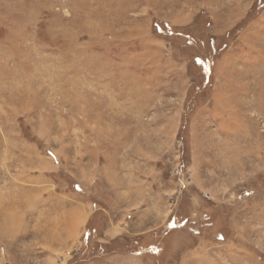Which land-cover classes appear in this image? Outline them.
<instances>
[{
    "label": "rangeland",
    "instance_id": "1",
    "mask_svg": "<svg viewBox=\"0 0 264 264\" xmlns=\"http://www.w3.org/2000/svg\"><path fill=\"white\" fill-rule=\"evenodd\" d=\"M0 264H264V0H0Z\"/></svg>",
    "mask_w": 264,
    "mask_h": 264
},
{
    "label": "trees",
    "instance_id": "2",
    "mask_svg": "<svg viewBox=\"0 0 264 264\" xmlns=\"http://www.w3.org/2000/svg\"><path fill=\"white\" fill-rule=\"evenodd\" d=\"M164 228H165V233H162L161 235L159 234V233H161V231H159V233L157 232L159 229L158 230H153L151 232L150 236L139 237V239L133 241V242L139 244L138 247L140 249L143 248L142 252L143 251H147V253L144 252L146 255H148V254H150V255L157 254L155 257L151 258L152 261H154V263L156 261H159V260H160V262H162V258L166 255L165 254V250H163L162 247H161L163 245V244H161V243H163V240L164 241H167V240L171 241V238H173V236L176 234V232L178 230H181V228H183V227L176 226V224H174V222L168 220L165 223ZM171 231H172V233H171ZM178 233L179 232H177V234ZM90 235H91V232L89 230H85V232L83 233V239H82L83 240L82 241L83 244L87 242L86 240L90 239V237H91ZM128 243H129V241H126V243H124V241L120 242V249L124 250L123 244H128Z\"/></svg>",
    "mask_w": 264,
    "mask_h": 264
},
{
    "label": "crops",
    "instance_id": "3",
    "mask_svg": "<svg viewBox=\"0 0 264 264\" xmlns=\"http://www.w3.org/2000/svg\"><path fill=\"white\" fill-rule=\"evenodd\" d=\"M219 236H221L220 234L219 235H217V237H219ZM221 238V237H220Z\"/></svg>",
    "mask_w": 264,
    "mask_h": 264
}]
</instances>
